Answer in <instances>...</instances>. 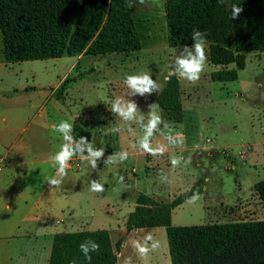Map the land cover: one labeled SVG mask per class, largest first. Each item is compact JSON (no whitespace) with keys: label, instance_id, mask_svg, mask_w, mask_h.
Listing matches in <instances>:
<instances>
[{"label":"rangeland","instance_id":"374dc122","mask_svg":"<svg viewBox=\"0 0 264 264\" xmlns=\"http://www.w3.org/2000/svg\"><path fill=\"white\" fill-rule=\"evenodd\" d=\"M129 11L140 38L138 50L81 54L78 58L64 54L6 63L0 39V70L9 75L3 76L4 79L17 82L26 78L29 84L41 90L55 86L64 73H68V77L78 75L67 85L62 97L53 96L52 102L67 116L75 114V118H80L93 147H102L105 152L96 169L80 161V169L71 171L88 202L83 204L82 226L77 224L65 229H109L114 250L116 241L123 236L115 251L116 264H124L129 258L131 264H170L163 226L130 230L124 235L125 217L132 210L138 193L170 200L194 187L190 197L172 208V225L264 219V204L254 188L256 182L264 180V51L246 52L244 67L237 71L234 81H212L209 73L219 66L208 62L195 84L178 79L180 121L162 118L160 129L174 136L180 134L183 143L167 146L163 155H145L138 147H133L143 136L141 127L134 122H124L112 113L111 103L122 97L135 101L146 119L153 111L160 115L154 103L157 93L128 96L123 81L129 74L148 73L163 86L164 75L185 45L168 44L164 0H145L144 5L136 0L129 4ZM207 46L208 42L206 52ZM47 107L49 115L53 116L52 108ZM75 133L79 140V134ZM150 142L153 147L167 145L160 131L154 133ZM121 151L129 153L124 162L104 164L107 156ZM173 156L182 158L176 168L170 163ZM161 175L167 176V181L161 180ZM120 176L124 177L122 184L118 182ZM92 179L102 183L105 191H90ZM194 195L198 199L190 202ZM220 203L228 205L220 207ZM238 205L243 206L242 211L234 213ZM148 234L160 242V247L141 258L133 243L143 242Z\"/></svg>","mask_w":264,"mask_h":264},{"label":"trees","instance_id":"16d2710c","mask_svg":"<svg viewBox=\"0 0 264 264\" xmlns=\"http://www.w3.org/2000/svg\"><path fill=\"white\" fill-rule=\"evenodd\" d=\"M136 0H0V34L6 62L67 55L126 53L141 46L129 11ZM244 10L231 19V6ZM167 41L172 47L192 45L193 30L206 33L207 62L219 66L212 81H234L246 52L264 51V0H164ZM232 64V67L227 65ZM78 76V75H77ZM77 76H66L54 96L62 97ZM154 103L167 121H180L178 78L164 82ZM72 126L88 136L80 118ZM264 203V180L254 184ZM191 187L170 200L138 193L125 217V234L141 227L163 226L170 264H264V219L172 225L171 210L193 194ZM91 239L100 245L88 261L79 245ZM120 237L111 245L106 229L53 234L47 264H116Z\"/></svg>","mask_w":264,"mask_h":264},{"label":"crops","instance_id":"0c3cea01","mask_svg":"<svg viewBox=\"0 0 264 264\" xmlns=\"http://www.w3.org/2000/svg\"><path fill=\"white\" fill-rule=\"evenodd\" d=\"M5 75L0 70V155L5 157L0 168V264H47L53 234L73 232L65 229L73 225L81 227L83 204L88 202L71 174L73 169H80L78 155L69 161L59 187L47 182L56 177L50 157L63 143L55 126L61 121L73 124L77 119L52 102L57 85L68 73L49 90L29 84L26 78L11 82L3 78ZM48 105L53 116L48 113ZM139 117L147 121L143 111H138ZM72 135L76 139L74 130ZM226 205L220 203V207ZM242 208L235 206L234 213Z\"/></svg>","mask_w":264,"mask_h":264},{"label":"clouds","instance_id":"9594fccd","mask_svg":"<svg viewBox=\"0 0 264 264\" xmlns=\"http://www.w3.org/2000/svg\"><path fill=\"white\" fill-rule=\"evenodd\" d=\"M138 2L140 5L145 4V0H138ZM224 2L225 0H218V3L223 4ZM243 10L244 9L240 5L233 4L231 6V19L234 20L239 18ZM191 39L193 41L192 45H185L176 56L174 62L169 66V70L163 77L165 82L170 81L173 77L186 80L191 84H195L199 81L207 63L206 33L200 30H193ZM123 83L128 89V96L151 95L152 93H159L162 90V85L158 83L156 79L154 80L148 73L126 75ZM110 110L124 122H135L139 124L143 131V136L138 139L133 147H138L143 153L156 157L163 155L167 150V146H175L183 143L180 134L174 136L171 132L165 133L160 129V125L163 121L162 117L156 112H150L146 122L142 117L138 118V105L133 100L117 97L112 101ZM55 131L62 135L63 143L59 151L50 157L53 166L56 167V177L49 179L47 182L50 186L59 187L63 177L67 175L68 163L73 157L78 155L82 162H87L93 169H96L98 160L104 157L105 149L102 147L94 148L93 144L85 136H81L79 140H76L72 135L73 126L67 121H61L56 125ZM113 131H119V129H113ZM157 131H160V134L165 137L167 145L159 144L156 147L151 145V138ZM128 156L129 153L127 151L114 153L107 156L104 160V164H119L124 162ZM181 159L182 158L173 156L170 160L172 167H178L181 164ZM160 178L163 181H167L168 179L167 176L163 175H161ZM118 182L122 184L124 182V177L120 176ZM89 190L100 193L105 191V187L96 179H92L90 181ZM197 199L198 196L194 195L190 198V202H195ZM133 246L139 256L144 258L150 252L158 250L160 242L154 240L152 235L148 234L144 237L143 242L135 241ZM79 248L84 258L91 261V253L99 252L100 245L88 239L82 242ZM71 264H75V261H72ZM124 264H131L130 258L126 259Z\"/></svg>","mask_w":264,"mask_h":264},{"label":"built area","instance_id":"2783aa9c","mask_svg":"<svg viewBox=\"0 0 264 264\" xmlns=\"http://www.w3.org/2000/svg\"><path fill=\"white\" fill-rule=\"evenodd\" d=\"M5 164V157L4 155H0V168H2Z\"/></svg>","mask_w":264,"mask_h":264},{"label":"water","instance_id":"95a60500","mask_svg":"<svg viewBox=\"0 0 264 264\" xmlns=\"http://www.w3.org/2000/svg\"><path fill=\"white\" fill-rule=\"evenodd\" d=\"M75 121H76V122H78V120H77V119H76Z\"/></svg>","mask_w":264,"mask_h":264}]
</instances>
